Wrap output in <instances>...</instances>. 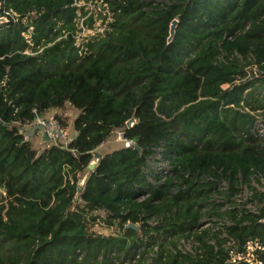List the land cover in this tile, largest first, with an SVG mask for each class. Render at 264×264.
<instances>
[{"label":"trees","instance_id":"obj_1","mask_svg":"<svg viewBox=\"0 0 264 264\" xmlns=\"http://www.w3.org/2000/svg\"><path fill=\"white\" fill-rule=\"evenodd\" d=\"M1 1L9 23L0 24V264L134 256L139 232L130 223L166 240L156 242L150 263L129 264H231L220 233H196L195 254L178 248L215 188L207 174L226 181L231 196L251 187L259 213L231 206L227 233L239 250L249 240L264 246V192L251 185L264 173V147L243 134L264 116V77L247 78L252 64L264 75V0H171L151 11L146 0H103L113 13L109 29L82 47L62 33L75 17L74 0ZM67 104L80 110L75 138L67 148L33 149L22 124ZM119 129L143 151L102 153L90 169L95 150ZM160 146L175 176L151 184L143 168ZM101 210L116 235L90 233L88 215ZM156 216L161 225H149Z\"/></svg>","mask_w":264,"mask_h":264},{"label":"built area","instance_id":"obj_2","mask_svg":"<svg viewBox=\"0 0 264 264\" xmlns=\"http://www.w3.org/2000/svg\"><path fill=\"white\" fill-rule=\"evenodd\" d=\"M27 38H30V36H27ZM41 114L42 116H40ZM41 114H38L33 122L22 124L21 131L24 132L25 136L27 137V133L22 129V127L32 129L38 123L43 126L45 132L47 133L48 139L45 141L49 143L50 147L57 146L61 148H67L69 143L73 140V137L69 138L68 127L65 126L61 117L50 111ZM243 134L245 136L251 134L257 138H260L261 144L264 147V120L256 118L251 123L249 122L247 124L246 130L243 131ZM119 137L124 142V146H134V141L132 139L126 138L123 130L119 131ZM154 150L155 153L148 158L147 165L143 168V172L146 174L148 182H150L151 184H156L157 182H159L161 184L166 182L170 177L175 176V174L173 170V165L171 164V160L163 155L164 148L160 146L156 147ZM93 161L97 163L98 157H96V159H94ZM151 162H153V165L149 167L148 165L151 164ZM255 178H257V180H255ZM251 185L255 187L258 191L264 192V173H255L251 178ZM248 187L249 186L247 185H241L240 190L244 189L245 200L249 197L248 199H251V202H255V210L248 208L246 204H243L241 208H244L245 206V209H247L248 211L253 213H259L258 209L260 204L258 200H253L254 191L252 189V193L249 196ZM147 195L148 193L142 196V198L146 197ZM204 209L205 208L202 209V216L200 218L199 223L196 224L190 230V235L188 236V233L186 232V235L180 236L183 241L184 238H186L188 239L189 243L193 244L189 250L180 249L181 251L195 254L194 247L198 245V242L195 238L196 233H201L203 230H208L211 234L220 233L222 238L226 240L225 245L230 252L229 260L231 264H242V262H245L246 264H264L263 260L259 257L258 253V250H264V246L259 240H249L244 245V250H239L237 242L227 233V227L233 225V219L229 217L226 212V214L217 217L220 218L221 221L216 222V220L213 219L214 216L209 217L207 214H203ZM161 221L162 219L160 220L156 217H152V221L150 223L151 226H157L161 225ZM261 221L264 223V218H262ZM137 225L140 229V224ZM211 237H213V235H211ZM152 238L156 239L157 241L162 240L163 242H165L166 240V237L164 236L163 232H151L150 234H145V236H141L140 239L136 240V243H134L133 247L134 256L126 253L117 254L116 252L111 251L109 254L100 253L97 257V261L98 263H100L108 257H114L113 262L111 264H129L132 261L136 262L141 257H144L146 262L150 263L153 260V257L155 256L156 252L159 250V245L156 244V242H153ZM170 238L171 237H168V239ZM210 242L214 243L213 240H210ZM150 244L153 246V250L152 252H147V247ZM78 254L80 259H82L86 255V253L83 251H78Z\"/></svg>","mask_w":264,"mask_h":264},{"label":"rangeland","instance_id":"obj_3","mask_svg":"<svg viewBox=\"0 0 264 264\" xmlns=\"http://www.w3.org/2000/svg\"><path fill=\"white\" fill-rule=\"evenodd\" d=\"M170 1L171 0H146V2L152 3L147 7V10L151 11L154 7L169 4ZM73 6H75V17L72 19L73 22L70 25L71 28L67 27L69 28L68 30L63 29V35H73L78 47H82L85 41L91 37L105 35L106 31L109 29L108 23L111 21L113 13L109 10L108 5L104 3L103 0H74ZM0 17L3 16L0 15ZM91 17L93 18L92 20ZM7 23H9L8 19H6V21L2 24ZM73 26L74 29H72ZM30 29H32V27ZM25 35L28 37L30 36L28 34ZM255 73L256 75H254ZM256 76L264 77V75H261V73L258 71V67L255 64L248 66L247 78L253 79L256 78ZM238 81L239 77L236 82ZM228 86L229 84H223L224 88H227ZM258 86H261V84ZM261 87L263 88V86ZM71 106L72 105L68 106L66 109L62 110V112L60 111V113H58L65 126L68 127L69 138L74 136V119L76 118L77 113L80 111L79 109ZM252 113L258 114L257 111H252ZM257 119L264 120V116L261 114L257 115ZM119 131L120 129L115 131L104 144L95 150V159L97 157V153H107L124 146V142L119 137ZM29 142L33 149H36L40 152L50 147L49 143L43 140L41 132H36V134L30 138ZM152 165L153 162H151V164L148 166L151 167ZM203 176L206 177V181H216L215 188L213 187V191L210 193L211 196L204 204L205 209L203 210V214H207L209 217L214 216L213 219H215L216 222H219L221 220L217 217L226 214L228 208L231 206L241 207L243 204H246L248 208L255 210V202H251V199H248L249 197L246 200L244 199V189L240 190L235 196H231L227 191V183L225 181H219L217 177L211 174ZM255 180H257V178H255ZM251 191V188L248 187L249 196L252 193ZM93 217H95V219ZM156 218L160 220L162 219V217L157 216ZM147 221L149 225H151L150 222L152 221V218H148ZM87 222L90 233H93L95 236L116 235L119 232L117 225L110 224L106 221V213L103 210L95 212L92 216L88 215ZM138 232L139 234L136 240L140 239L141 236H145L144 232H141V228L138 230ZM180 239L178 242L179 249L189 250L193 245L192 243H189L188 239L186 238H184V241ZM152 241L157 242V240L153 238ZM152 250L153 246L150 244L146 251L152 252Z\"/></svg>","mask_w":264,"mask_h":264},{"label":"water","instance_id":"obj_4","mask_svg":"<svg viewBox=\"0 0 264 264\" xmlns=\"http://www.w3.org/2000/svg\"><path fill=\"white\" fill-rule=\"evenodd\" d=\"M1 5H2V1L0 0V9H1ZM5 18H6V17H0V24L4 23V22L6 21L7 18H6V19H5ZM178 22H179L178 19H174V20L172 21L171 25H170V36H169V41H171V40L174 38L175 34H176V28H177V26H178ZM40 116H42V114H41ZM133 122H135V117H134V116L131 117V118L127 121V127H131V126L134 124ZM22 129L28 134V137H31V133H32V135H33L35 132H42V134H43V139H44V140H47V139H48V137H47V133L45 132L43 126L40 125V124H38V123H37L32 129L27 128V127H22ZM133 141H134V148H135L136 150H138L139 152H142L143 149H142V147L137 143V139L134 138ZM96 165H97V163H96L95 161H93L89 167H90V169H94ZM127 226H128V227H133V228H135L136 230H139V226H138V225H135V224H133V223H130V224L127 225Z\"/></svg>","mask_w":264,"mask_h":264},{"label":"crops","instance_id":"obj_5","mask_svg":"<svg viewBox=\"0 0 264 264\" xmlns=\"http://www.w3.org/2000/svg\"><path fill=\"white\" fill-rule=\"evenodd\" d=\"M68 106H70V104H67L65 108H61V109H59V108H57V109H52V110H50V112L55 113V114H58V113H60V111L62 112V110L66 109ZM71 107H72V106H71ZM79 113H80V111L77 113V115H78ZM58 115H59V114H58ZM35 134H36V132H35L33 135H32V133H31V137L34 136ZM75 135H76V132L74 133V136H72V137L74 138ZM42 136H43V134H42ZM31 137H30V138H31ZM29 140H30V139H29ZM43 140H44V139H43ZM103 144H104V143H103ZM97 149H98V148H97ZM97 149H96V150H97ZM109 152H111V151H109ZM105 153H106V152H105ZM97 155H100V154L97 153L96 156H97Z\"/></svg>","mask_w":264,"mask_h":264},{"label":"clouds","instance_id":"obj_6","mask_svg":"<svg viewBox=\"0 0 264 264\" xmlns=\"http://www.w3.org/2000/svg\"><path fill=\"white\" fill-rule=\"evenodd\" d=\"M3 17H4V16H3ZM5 17H6V16H5ZM6 18L8 19V17H6ZM8 21H9V19H8ZM26 37H27V36H26ZM29 39H30V38H29ZM49 111H50V110H49ZM57 115H58V114H57ZM120 130H122V129H120ZM41 133H42V132H41ZM75 136H76V135H75ZM74 138H75V137H74ZM74 138H73V139H74ZM26 139H27V140H29V139H30V137H28V134H27V137H26ZM97 157L99 158V156H98V155H97Z\"/></svg>","mask_w":264,"mask_h":264},{"label":"bare ground","instance_id":"obj_7","mask_svg":"<svg viewBox=\"0 0 264 264\" xmlns=\"http://www.w3.org/2000/svg\"><path fill=\"white\" fill-rule=\"evenodd\" d=\"M68 30V29H67Z\"/></svg>","mask_w":264,"mask_h":264}]
</instances>
